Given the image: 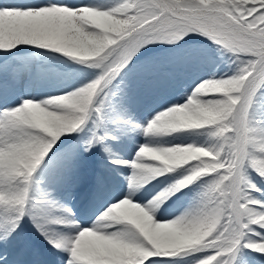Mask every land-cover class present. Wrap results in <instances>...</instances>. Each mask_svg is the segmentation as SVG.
Listing matches in <instances>:
<instances>
[{
  "label": "snow or ice",
  "instance_id": "1",
  "mask_svg": "<svg viewBox=\"0 0 264 264\" xmlns=\"http://www.w3.org/2000/svg\"><path fill=\"white\" fill-rule=\"evenodd\" d=\"M0 264H264V0H0Z\"/></svg>",
  "mask_w": 264,
  "mask_h": 264
}]
</instances>
